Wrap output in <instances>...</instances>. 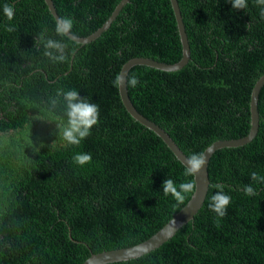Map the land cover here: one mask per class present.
I'll return each instance as SVG.
<instances>
[{"label":"trees","instance_id":"1","mask_svg":"<svg viewBox=\"0 0 264 264\" xmlns=\"http://www.w3.org/2000/svg\"><path fill=\"white\" fill-rule=\"evenodd\" d=\"M0 0V264H81L90 251L123 248L157 232L190 199L177 204L163 182L193 181L152 130L126 111L113 81L133 57L165 63L182 49L170 0H128L91 42L57 36L44 0H15L8 21ZM72 32L100 27L119 0H52ZM190 58L180 69L135 65L140 84L127 85L136 109L162 127L189 157L210 142L245 136L251 90L264 67V16L255 0H177ZM11 25L13 31L6 26ZM45 39H65L69 58L53 63ZM58 89H75L100 109L80 145L59 136L66 105ZM57 99L53 106L51 101ZM252 141L216 150L210 184L194 218L158 248L107 264H264V85ZM36 149H39L37 151ZM78 152L92 155L83 167ZM220 183L231 197L224 217L209 208ZM252 185L256 195L244 192Z\"/></svg>","mask_w":264,"mask_h":264},{"label":"water","instance_id":"2","mask_svg":"<svg viewBox=\"0 0 264 264\" xmlns=\"http://www.w3.org/2000/svg\"><path fill=\"white\" fill-rule=\"evenodd\" d=\"M13 0L10 2L13 5ZM51 15L56 20L60 16L58 15L54 3L52 0H44ZM128 2V0H119L114 8V10L110 13L105 22L98 27L92 33L85 36H76L71 39L77 43L85 44L91 42L100 34L105 31L111 24V22L117 16L119 10ZM171 7L174 12L177 30L179 33V39L181 42V58L174 63H165L162 61H158L149 57H133L127 60L120 69L118 75H122L127 79L129 70L135 65H145L149 67H153L156 69L164 70V71H174L182 68L190 58V46L187 37V33L185 30L183 18L180 12V8L177 0H170ZM264 85V67L262 69L260 77L255 82L252 90L251 97L249 101L250 105V127L248 133L239 138H230V139H220L213 142H210L208 146L203 150L206 155L207 162L197 177H194V182L198 185V191L192 193L190 199L185 203V205L172 216L167 223H165L157 232L152 234L150 237L146 238L140 243L135 245L104 250L98 253H93L90 251V255L81 263V264H107L118 261H126L130 259L137 258L142 256L162 245L164 242L169 240L175 232L180 229L184 224L194 218V215L197 213L199 208L202 206L205 196L208 190V186L210 184V179L208 175V163L212 154L221 148L225 147H238L244 144L249 143L254 139L257 134L258 126H259V112H258V98L261 88ZM121 101L126 109V111L130 114V116L138 121L140 124L145 126L146 128L152 130L154 133L159 136L163 142L167 145V147L174 153L177 159L181 161L184 165V162L187 161L188 156L178 147V145L174 142V140L169 136V134L154 121L148 119L142 113H140L136 107L131 102L127 91V84L124 87H118Z\"/></svg>","mask_w":264,"mask_h":264},{"label":"clouds","instance_id":"3","mask_svg":"<svg viewBox=\"0 0 264 264\" xmlns=\"http://www.w3.org/2000/svg\"><path fill=\"white\" fill-rule=\"evenodd\" d=\"M258 6H261V15L264 16V0H255ZM232 6L235 9H245L247 7V0H231ZM3 14L8 21H12L15 17V9L13 5L5 3L3 5ZM8 31H13L11 25L6 26ZM73 20L71 17H59L55 20V32L57 36L71 40L74 37L72 32ZM40 41L44 44V55L48 57L53 63H63L69 58L68 44L65 39H45L41 34ZM127 84L130 87H137L140 80L135 75L127 79L118 75L113 81L116 87H124ZM57 96H62L66 105L65 115L66 122L58 125L59 136L69 145H80L81 142L91 134V129L99 121L100 109L98 104L89 102L88 99L82 97L80 92L75 89H58ZM58 103L57 99H53L51 104L55 106ZM39 151V149H36ZM73 163L83 167L92 161V155L87 152H78L72 157ZM207 158L204 152L193 153L186 162H184V175L186 177H197L203 170ZM253 182L264 183V176H260L257 172L251 173ZM213 187L218 189L211 197L209 208L217 214L218 217H224L227 214V208L231 203V197L223 191L224 185L217 183ZM164 195H171L177 204H183L186 199V194L198 191V185L193 181L181 182L178 186L169 178L163 182L162 185ZM244 192L248 196L256 195L255 189L252 185H247Z\"/></svg>","mask_w":264,"mask_h":264}]
</instances>
